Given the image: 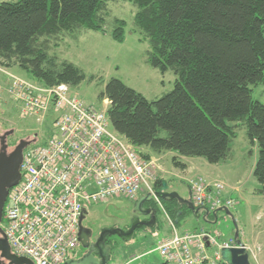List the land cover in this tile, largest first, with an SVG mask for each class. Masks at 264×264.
<instances>
[{
	"label": "trees",
	"instance_id": "16d2710c",
	"mask_svg": "<svg viewBox=\"0 0 264 264\" xmlns=\"http://www.w3.org/2000/svg\"><path fill=\"white\" fill-rule=\"evenodd\" d=\"M116 1L137 8L135 25L151 45L148 64L163 74L173 71L177 82L151 102L122 81L109 80L99 100L110 102L113 130L144 159H151L145 148L177 153L174 165L185 170L183 158L227 161L244 126L260 149L254 175L264 195V105L253 98L254 88L264 85V0H11L0 4L1 65L19 67L45 88L79 87L85 73L51 52L68 35L83 32L109 33L124 43L125 21L115 19L107 29L109 4ZM163 181L158 178L157 191ZM164 209L178 225L194 215L175 199Z\"/></svg>",
	"mask_w": 264,
	"mask_h": 264
},
{
	"label": "built area",
	"instance_id": "2783aa9c",
	"mask_svg": "<svg viewBox=\"0 0 264 264\" xmlns=\"http://www.w3.org/2000/svg\"><path fill=\"white\" fill-rule=\"evenodd\" d=\"M70 87L45 88L13 77L6 93L21 118L43 122L55 113L56 134L50 141L27 150L22 177L12 188L5 207V238L11 251L33 264H65L79 244V222L89 205L117 197L136 202L141 195L157 197L158 164L144 159L125 137L110 131L107 110L87 106L71 96ZM0 83V105L3 103ZM196 208L215 212L231 209L235 201L225 197V186L198 178L189 183ZM169 218L168 214L166 213ZM171 221L173 235L161 241L158 252L168 264L222 263L219 234L201 230L181 235ZM218 248L215 260L207 253Z\"/></svg>",
	"mask_w": 264,
	"mask_h": 264
},
{
	"label": "rangeland",
	"instance_id": "374dc122",
	"mask_svg": "<svg viewBox=\"0 0 264 264\" xmlns=\"http://www.w3.org/2000/svg\"><path fill=\"white\" fill-rule=\"evenodd\" d=\"M8 1L11 0H0V4ZM109 10L108 31L112 30L115 19L126 22L124 43L116 42L109 33L89 32L84 33L78 40L68 35L61 46L51 52L60 62L68 61L86 75V80L79 87L71 88V96L80 99L87 106L108 110L110 102H101L99 95L104 91L105 83L111 79L122 81L151 102L171 93L175 88L177 76L173 71L163 74L148 64L151 45L135 25L137 8L131 2L116 1L109 4ZM13 77L33 82L31 76L19 67L8 69L2 66L0 61V83L4 88V101L0 105V137L5 138V134L13 133L10 138L12 154L22 142L30 144L27 150L46 145L56 134L54 122L57 118L55 113L47 114L43 122H38L34 117L21 118L19 110L15 109L16 105L6 93ZM101 80H104V83ZM253 98L264 105V85L254 88ZM109 130L113 131V128ZM162 135L166 136V133L163 132ZM1 148L6 151L7 147L4 144L1 146L0 142ZM143 151L157 160L158 176L167 183L169 192L177 193L182 198H189L191 180L203 178L209 182L222 183L226 188L225 197L233 199L236 204L229 212L221 213L218 223L203 222V227L210 230V233L219 234L218 241L237 237L240 233L241 239L249 247L250 264H264V195L258 193L261 186L254 175L260 149L257 143L250 141L244 126L232 142L228 160L219 165H212L203 158H183L182 162L188 166L183 170L174 165L173 159L177 156L175 152L158 155L146 148ZM154 202L157 204L156 199ZM133 205L134 202L122 196L88 207L91 219L97 224L104 227L119 225L124 228L131 217ZM157 207L161 219L157 233L140 231L131 242L116 238L119 247L113 252L109 264L166 263L157 249L159 243L170 238L174 231L170 217H167L161 205ZM187 223V219L182 221L181 231L191 229ZM177 230L181 233L178 228ZM209 256L212 261L215 260L216 253L213 248L210 249Z\"/></svg>",
	"mask_w": 264,
	"mask_h": 264
},
{
	"label": "water",
	"instance_id": "95a60500",
	"mask_svg": "<svg viewBox=\"0 0 264 264\" xmlns=\"http://www.w3.org/2000/svg\"><path fill=\"white\" fill-rule=\"evenodd\" d=\"M29 145V143L22 142L10 157H7L5 153L0 156V191H4V194H0V221L3 218L5 193L19 184L24 151ZM156 195L163 200H178L180 204L188 206L195 215L200 216V210L194 205L191 192L189 199H184L177 193L169 192L167 183L163 181V188ZM150 200H152V195L141 197L135 205L134 213L139 216L149 215L143 206ZM223 210L228 212L227 209H220V211ZM88 215L89 213L85 209L79 222V242L83 245L86 253L81 258L69 260L65 264H109L112 261V248L106 245L107 237L119 236L125 242H131L134 239L137 228L135 223L128 232L113 229L104 230L101 238L96 243L91 244L92 231L82 227L84 216ZM0 251L2 257L12 264H33L29 259L19 258L12 254L11 247L5 237L0 240ZM220 255L225 264H250L249 253L241 243L238 244V247L221 249Z\"/></svg>",
	"mask_w": 264,
	"mask_h": 264
},
{
	"label": "flooded vegetation",
	"instance_id": "af4514ba",
	"mask_svg": "<svg viewBox=\"0 0 264 264\" xmlns=\"http://www.w3.org/2000/svg\"><path fill=\"white\" fill-rule=\"evenodd\" d=\"M11 134H13V133L5 134V136L7 135L5 138H3L2 136L0 137L1 146H2V144H4L7 147L6 151H4L2 148L0 149V156L3 153H5L7 155V157H10V155L12 154V152L10 151L12 149L11 142H10V138L12 136ZM28 148L29 147H27L25 149V151ZM25 151H24V153H25ZM20 175H21L20 176V178H21L22 177V172H20ZM9 193H10V191H8V190L5 193L6 194V201H5L4 207H3V218L0 221V240L4 239V237H5L4 236L5 235L4 229H5V226H6V220L4 219V214H5V207L7 205L8 198H9ZM0 194H4V191H2V192L0 191ZM143 196L144 195H141L139 197V199L141 197H143ZM154 199H155L154 196H152V200H150L149 202H146L144 204V206H143L144 210H146V212L149 213V215H146V216H139L138 214L134 213L135 205H136L138 200L136 202H134V205H133V207H132V209L130 211L131 212V214H130L131 217H130L129 221L126 223L127 225H125L124 228L120 227L119 225L118 226L114 225L113 227H104V225H99V224H97L96 222H94L91 219V213H90L89 208L86 209L88 211L89 215L88 216H84V220L82 222V227L92 231V237H91L90 243L91 244L96 243L101 238L102 232L104 230L108 231V230L113 229V230H122V231L128 232L129 230H131V228L133 227L134 223L136 224V227H137L136 231H135V236L140 231H145V230L152 231L153 229H155V227L157 228L158 225L160 224V221H161V219H160V211H159V208L157 207V205L158 206H160V205L158 203L156 204L154 202ZM166 201H169V200L160 199V202H161V204L163 206H164V203ZM98 204H100V203H98ZM121 221L123 222V220H121ZM116 238L122 240L119 236H110V237L108 236L107 237L106 245L110 246L112 248V252L114 251V248H118L119 247V241ZM85 253H86V250L84 249V247L81 244V242H79L75 253L72 255V257L69 260L79 259ZM0 264H12L10 261H8V260H6L5 258L2 257V252L1 251H0Z\"/></svg>",
	"mask_w": 264,
	"mask_h": 264
},
{
	"label": "crops",
	"instance_id": "0c3cea01",
	"mask_svg": "<svg viewBox=\"0 0 264 264\" xmlns=\"http://www.w3.org/2000/svg\"><path fill=\"white\" fill-rule=\"evenodd\" d=\"M84 33H89V32H83V33H77V34H73L71 36L72 39L74 40H78L81 38V36L84 34ZM162 157V156H161ZM176 157V156H175ZM152 158V156H151ZM153 159V158H152ZM190 189V188H189ZM228 196L230 197V195L228 194ZM227 196V197H228ZM186 199V198H184ZM189 199V198H188ZM225 212L224 210L223 211H218L216 214H214L212 212L211 216H209L208 212L205 211V210H201L200 211V216H197V215H187L184 219H187L188 220V225H190L191 229H188V230H185V231H181V224H182V221L181 223L178 225L177 223V228L179 229V231L181 232L180 234L181 235H186V234H192V233H196V232H200L201 230H205L206 232H210V230L206 229L203 227L202 223L205 222V223H208V224H215V223H218L220 218H221V213ZM229 212V210H228ZM157 228L155 227V229H153L152 231H150L151 233L153 234H156L157 233ZM223 239V238H222ZM218 243L220 245H224V244H230L231 247H238V244L241 243L243 246L246 247V249L248 250L249 252V247L247 246L246 243H244V241L241 239V236H240V233H238L237 237H231L227 240H222V241H218ZM213 248V251L217 254V252L219 251L218 248H215L213 246H209L208 245V249H207V253L209 255V251L210 249ZM127 264H130V263H127ZM135 264V262L133 263ZM148 264V263H147Z\"/></svg>",
	"mask_w": 264,
	"mask_h": 264
}]
</instances>
